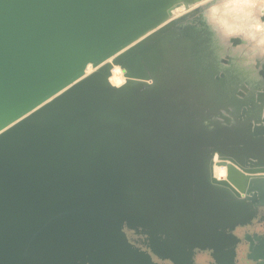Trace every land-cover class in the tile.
<instances>
[{
  "label": "water",
  "instance_id": "water-1",
  "mask_svg": "<svg viewBox=\"0 0 264 264\" xmlns=\"http://www.w3.org/2000/svg\"><path fill=\"white\" fill-rule=\"evenodd\" d=\"M262 211L264 0H0V264H264Z\"/></svg>",
  "mask_w": 264,
  "mask_h": 264
},
{
  "label": "flooded vegetation",
  "instance_id": "flooded-vegetation-1",
  "mask_svg": "<svg viewBox=\"0 0 264 264\" xmlns=\"http://www.w3.org/2000/svg\"><path fill=\"white\" fill-rule=\"evenodd\" d=\"M247 232L253 234L255 233L264 234V211H262L259 214V216L254 219V223L252 225L238 229V233H240L241 235H244ZM129 235L131 236V238H137V239L140 238L133 231H129ZM247 254H248L247 246H241L239 248V254H238L239 264H257L255 262L249 261L247 258Z\"/></svg>",
  "mask_w": 264,
  "mask_h": 264
},
{
  "label": "bare ground",
  "instance_id": "bare-ground-1",
  "mask_svg": "<svg viewBox=\"0 0 264 264\" xmlns=\"http://www.w3.org/2000/svg\"><path fill=\"white\" fill-rule=\"evenodd\" d=\"M93 70L92 65L89 66L88 71L91 72ZM111 80L116 85H121L126 81V77L124 74L123 69L121 66H116L114 68L113 75L111 77ZM216 175L218 178H224L227 176V167L226 166H219L217 165L215 168Z\"/></svg>",
  "mask_w": 264,
  "mask_h": 264
}]
</instances>
